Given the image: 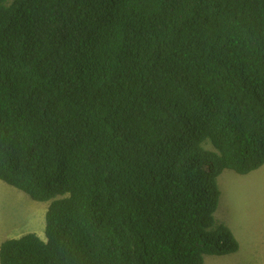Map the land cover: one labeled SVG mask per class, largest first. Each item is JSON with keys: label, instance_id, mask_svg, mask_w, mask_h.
I'll list each match as a JSON object with an SVG mask.
<instances>
[{"label": "trees", "instance_id": "obj_1", "mask_svg": "<svg viewBox=\"0 0 264 264\" xmlns=\"http://www.w3.org/2000/svg\"><path fill=\"white\" fill-rule=\"evenodd\" d=\"M264 165V0H0V181L51 202L0 264H205L225 171Z\"/></svg>", "mask_w": 264, "mask_h": 264}, {"label": "rangeland", "instance_id": "obj_2", "mask_svg": "<svg viewBox=\"0 0 264 264\" xmlns=\"http://www.w3.org/2000/svg\"><path fill=\"white\" fill-rule=\"evenodd\" d=\"M219 186L216 219L230 228L240 247L234 254L209 256L205 264H264V165L248 175L225 171ZM50 204L0 181V248L6 240L29 233L46 240Z\"/></svg>", "mask_w": 264, "mask_h": 264}, {"label": "clouds", "instance_id": "obj_3", "mask_svg": "<svg viewBox=\"0 0 264 264\" xmlns=\"http://www.w3.org/2000/svg\"><path fill=\"white\" fill-rule=\"evenodd\" d=\"M38 236H39V235H38ZM39 237L41 238V236H39ZM42 239H43V238H42ZM43 240H44V241H46L47 239H46V240H45V239H43Z\"/></svg>", "mask_w": 264, "mask_h": 264}]
</instances>
